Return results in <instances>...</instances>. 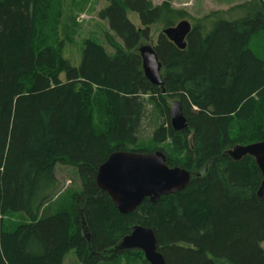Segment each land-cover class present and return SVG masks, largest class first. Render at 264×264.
<instances>
[{
    "label": "trees",
    "instance_id": "obj_1",
    "mask_svg": "<svg viewBox=\"0 0 264 264\" xmlns=\"http://www.w3.org/2000/svg\"><path fill=\"white\" fill-rule=\"evenodd\" d=\"M44 1L0 0V215L24 218L12 233H0V264H65L70 253L78 264L131 256L148 264L140 251L115 252L134 226L154 232L166 264H264L262 175L253 158L235 162L226 154L264 142V61L249 47L264 33V0L192 19L184 51L162 33L154 48L163 66L161 88L145 78L139 50L153 26L187 21L173 0L160 6L105 0L99 19L109 25L114 53L89 42L78 68L41 48ZM128 12L139 16L142 29ZM163 93L181 100L189 130L170 127L159 142L171 140L178 155L162 152L168 167L193 178L184 192L156 205L146 200L122 216L98 188V170L116 152L154 153L131 145L145 99L164 101ZM94 105L109 111L104 131H97ZM58 165L77 169L82 188L69 207L53 213Z\"/></svg>",
    "mask_w": 264,
    "mask_h": 264
},
{
    "label": "rangeland",
    "instance_id": "obj_2",
    "mask_svg": "<svg viewBox=\"0 0 264 264\" xmlns=\"http://www.w3.org/2000/svg\"><path fill=\"white\" fill-rule=\"evenodd\" d=\"M166 1L152 0L155 6H160ZM248 1L173 0L171 4L174 9L186 12L189 16L187 21L191 22L196 19H202L212 12L226 11ZM42 3L44 6H42L40 23L37 27V39L43 45L42 49L58 51L62 58L69 61L76 68L80 67L83 51L89 42L102 46L108 54L114 53V50L108 45L107 41L108 34H111L109 25L107 22L99 19V13L108 5L105 0H45ZM127 15L136 28L142 29V24L137 14L128 12ZM165 29L166 27L163 24L153 26L149 40L143 41L141 47L149 46L154 49L158 44L160 35ZM249 47L257 58L264 61V33L253 37L249 43ZM42 53L43 56H46L44 52ZM60 79L65 82L64 75ZM162 96L164 101L158 96L156 97V101L153 102H149L148 98L145 99L146 108L141 127L136 136L137 142L136 145H131V148H135L134 150L136 151H151L152 149L155 152L159 149L160 151L173 152L171 140L163 143H160L159 140L163 138L162 134L168 132L171 127L172 105L175 102L181 103V100L166 96L165 93ZM99 97L102 99L104 95L99 92ZM99 106L105 109L102 101L99 102ZM97 107L94 105L91 112L94 116L97 131L99 129L104 131L105 124L108 122V118H110L104 111L107 113L109 111L100 107L99 111ZM192 137L193 132L189 134L188 139L190 140ZM177 155V153L173 154L174 157H177ZM77 174L78 170L75 168L57 166L56 176L58 177L60 188L59 194L52 204L54 206L53 213H57L62 209L65 210L67 206L69 207L73 194L81 191L82 185ZM23 221L24 218L21 214L0 215V233H12ZM262 247L264 249V244ZM118 263L144 264L143 261L137 260L134 256H131L128 260L125 257H121ZM65 264H78L73 253L67 256Z\"/></svg>",
    "mask_w": 264,
    "mask_h": 264
},
{
    "label": "water",
    "instance_id": "obj_3",
    "mask_svg": "<svg viewBox=\"0 0 264 264\" xmlns=\"http://www.w3.org/2000/svg\"><path fill=\"white\" fill-rule=\"evenodd\" d=\"M191 31V23L182 21L174 27L166 28L163 35L178 50L184 51ZM139 53L145 78L153 86L163 87V66L154 49L142 46ZM171 127L176 133L189 130L180 102L172 105ZM226 154L235 162L247 157L255 160L262 175L257 196L264 202V142L237 145ZM192 178L193 174L185 169L168 167L166 155L162 151L152 154L116 152L99 168L96 183L102 192L108 194L120 215L128 216L136 212L146 200L156 205L163 197L184 192ZM126 251L142 252L148 264H166L164 256L158 251L156 236L149 228L133 227L130 234L115 248V252Z\"/></svg>",
    "mask_w": 264,
    "mask_h": 264
},
{
    "label": "flooded vegetation",
    "instance_id": "obj_4",
    "mask_svg": "<svg viewBox=\"0 0 264 264\" xmlns=\"http://www.w3.org/2000/svg\"><path fill=\"white\" fill-rule=\"evenodd\" d=\"M174 131V130H173ZM185 132V131H184ZM157 152V151H156ZM155 153V152H154Z\"/></svg>",
    "mask_w": 264,
    "mask_h": 264
}]
</instances>
